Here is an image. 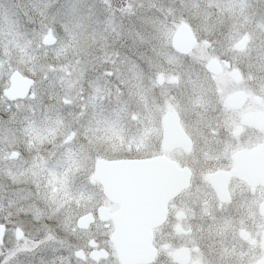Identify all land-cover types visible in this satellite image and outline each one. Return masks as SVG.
<instances>
[{
    "label": "flooded vegetation",
    "instance_id": "flooded-vegetation-1",
    "mask_svg": "<svg viewBox=\"0 0 264 264\" xmlns=\"http://www.w3.org/2000/svg\"><path fill=\"white\" fill-rule=\"evenodd\" d=\"M13 1L2 0V12ZM127 2L135 3L142 18L151 13L164 22L171 17L177 26L171 33H125L119 45L112 41L108 60L85 63L90 68L80 78V130L62 142L66 152L76 140L77 162L90 171L87 188L99 196L94 210L84 215L111 229L110 215L119 210L103 186L91 182L98 162H151L161 166L158 173L167 163L188 173V183L167 202L164 222L152 232L155 257L149 264H264V60L259 44L264 35L248 33L244 23L248 14L255 26L264 0ZM196 14L212 17L209 33L197 31ZM181 24L191 33H184L175 48L174 32ZM124 43L125 61L118 62L117 46ZM103 70L106 78L100 77ZM31 89L32 98L15 100L2 92L5 111L33 102ZM93 92L102 108L86 109ZM47 102L49 97L41 106L47 109ZM0 125L3 137L10 127ZM12 153L9 159L16 160L18 154ZM100 208L105 221L98 217ZM94 242V250L107 252V258H91L87 242L86 252L79 250L81 261L105 263L111 254Z\"/></svg>",
    "mask_w": 264,
    "mask_h": 264
},
{
    "label": "rangeland",
    "instance_id": "rangeland-1",
    "mask_svg": "<svg viewBox=\"0 0 264 264\" xmlns=\"http://www.w3.org/2000/svg\"><path fill=\"white\" fill-rule=\"evenodd\" d=\"M1 2L0 120L4 115L5 119L0 122L10 128L0 135V225L6 227L0 264H91L73 256L80 249L86 252L89 239L111 254L101 264H118L108 242L112 229L93 223L87 230H72L79 217L94 210L99 196L87 188L90 171L77 162L76 140L66 152L62 142L69 132L80 130V78L90 68L85 63L108 60L112 43L119 45L125 33H171L177 23L171 17L163 22L151 13L142 18L135 3L128 5L127 0H14L3 12ZM196 15L197 31L209 33L212 17ZM247 15L246 31L264 35V12L255 26ZM47 31L56 39L51 47L41 45ZM125 46H117L118 62L125 61ZM13 71L34 80L35 99L5 111L2 92ZM97 94L88 98L86 109L102 108ZM46 97L47 109L41 106ZM12 152L18 154L16 160L9 159ZM15 228L23 233L19 240L14 238Z\"/></svg>",
    "mask_w": 264,
    "mask_h": 264
},
{
    "label": "water",
    "instance_id": "water-1",
    "mask_svg": "<svg viewBox=\"0 0 264 264\" xmlns=\"http://www.w3.org/2000/svg\"><path fill=\"white\" fill-rule=\"evenodd\" d=\"M173 46H179L178 39L184 33H191L190 29L181 24L175 31ZM55 39L48 33L42 40V45L52 46ZM193 45L194 42L189 45ZM191 45V46H192ZM208 69L213 71L212 64ZM33 81L22 77L17 71L9 78V87L3 92L8 100L24 98L29 92ZM32 98L33 95L30 94ZM15 157V153H12ZM156 163L148 162H98L91 181L96 179L103 185L104 194L109 201L118 205L119 211L110 216L113 231L109 241L116 254L119 264H148L155 256L151 247L152 229L162 224L166 215V204L187 185L188 173L170 164L164 165V171L157 172ZM98 217L105 221L107 214L100 208ZM92 222L90 215L77 220L79 229H87ZM3 226H0V244L3 238ZM19 229L15 237L20 238ZM90 247H95L93 240ZM77 258L82 259L81 251L75 252ZM98 256L106 258L105 252H92L90 257L97 260Z\"/></svg>",
    "mask_w": 264,
    "mask_h": 264
}]
</instances>
